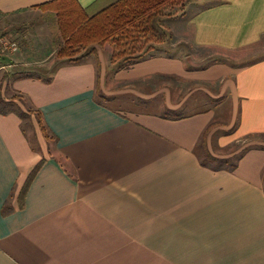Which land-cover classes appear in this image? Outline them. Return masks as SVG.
I'll list each match as a JSON object with an SVG mask.
<instances>
[{
	"label": "crops",
	"instance_id": "1",
	"mask_svg": "<svg viewBox=\"0 0 264 264\" xmlns=\"http://www.w3.org/2000/svg\"><path fill=\"white\" fill-rule=\"evenodd\" d=\"M55 1L0 0L1 29L22 28L27 43L50 40V51L16 41L17 52L0 55V102L20 106L0 111V264H264V143L238 146L264 137V54L199 67L167 45L122 67L107 42L68 63L52 47ZM113 1L64 3L83 16ZM207 3L162 28L229 53L264 38V0ZM217 83L228 118L212 107ZM205 150L240 158L233 170H213L201 165Z\"/></svg>",
	"mask_w": 264,
	"mask_h": 264
},
{
	"label": "trees",
	"instance_id": "2",
	"mask_svg": "<svg viewBox=\"0 0 264 264\" xmlns=\"http://www.w3.org/2000/svg\"><path fill=\"white\" fill-rule=\"evenodd\" d=\"M65 1L59 2L58 10L51 15V20H47L48 23L52 21L54 26L52 47L56 59L78 63L96 53L94 46L100 47L111 42L114 47L111 62L119 61L122 67H128L150 54L154 50V43L165 41L167 33L161 24L164 9L174 6L179 0H114L92 14L89 13L91 8L80 11L83 16H79L72 5ZM28 113L36 115L38 127L46 139V129L40 114L31 110ZM18 115L24 118L26 114L18 112ZM211 127L203 133V137ZM239 158L240 154L234 155L232 159H217L205 150L201 165L213 170H233ZM39 166L40 163L33 168L20 189L19 207Z\"/></svg>",
	"mask_w": 264,
	"mask_h": 264
},
{
	"label": "rangeland",
	"instance_id": "3",
	"mask_svg": "<svg viewBox=\"0 0 264 264\" xmlns=\"http://www.w3.org/2000/svg\"><path fill=\"white\" fill-rule=\"evenodd\" d=\"M207 2H208V0H179L177 2V4H175L174 6L166 7L164 9V15L161 18V21H163L162 22L163 27L166 28L165 27L166 23L169 21H174L173 19H178V18L183 17V16L192 15L196 11L203 8L205 5H208L209 3H207ZM33 20L36 23H41L38 17H36ZM38 26L39 25H37V24H32L30 27L31 28H39ZM43 31L45 33L46 30L43 29ZM23 32L25 35L26 31L22 30V28H19L17 30L14 29L13 31H10L8 29L6 31V30L0 28V34H2V35L4 34V35L8 36L10 39H12L15 42L20 41V42H23L24 45L27 46L28 44H32L33 42L38 41L39 45L42 46L41 48L50 51V47H49L50 40H48L47 37L45 39H43L42 41L41 40L32 41V40L28 39V43H27L26 40L23 39L25 37V36H23ZM38 33H40L41 35H45L41 32H38ZM175 38H176V34H174V32L170 31L169 36L167 34V37H166L164 42L153 44L154 50H155V47H158V49H161V48H167V45H168V50H169L170 54L176 52L183 59L186 58V61H188V63L194 64V65L199 66V67H206L207 65H210L213 63L229 64L228 62H232L233 64H235V66H241V65H244L247 62H250L252 60L259 59L260 56H262L264 54V51H263V49H264V38L261 39V42H259V44L255 45L253 48L248 49V50L246 49V50L239 51V52H234V53H229V52L220 51V50L195 48L191 45V42L189 39V34L185 35V41L181 40L182 42L181 41H175ZM163 43H165V44H163ZM111 47H113V46H111ZM53 58L55 59V57H52L51 59H53ZM3 72L4 71L2 70L0 72V75H2ZM218 83L215 85V88H212V87L208 88L212 95L219 96V98L214 102V104H212V107H215V106L223 107L224 109L222 110L221 115H223L222 117H224V118H228L230 115V104H231V102H230V100H228V102H226V101L223 102V100L226 98V94L223 96H220L221 95V89H220L221 87L219 86L217 88V86L219 85ZM22 87H24V85H21V88ZM13 88H14L13 89L14 92H16L18 94H22V92L19 93V91H16V90H19L18 88H20V86H13ZM95 92H96L97 100L99 102L104 103L107 100L105 94H103V92L100 90L99 87L96 88ZM8 95H9V90H7V96ZM22 99H23L22 105L29 107L26 99L24 97ZM24 99H25V101H24ZM7 107H9L10 110L15 111V110H18V107H20V106L18 104H16V105L11 104L10 106H8L5 103L0 102V111L5 110ZM21 129H22L23 133L27 134L29 142L31 144L35 145L36 142H35L32 134L30 133V127H29V123L27 121H25L21 124ZM260 142L264 143V137H251V138H247L245 141L239 142L238 146L242 147L243 145H247V144L248 145H255V144L260 143Z\"/></svg>",
	"mask_w": 264,
	"mask_h": 264
},
{
	"label": "built area",
	"instance_id": "4",
	"mask_svg": "<svg viewBox=\"0 0 264 264\" xmlns=\"http://www.w3.org/2000/svg\"><path fill=\"white\" fill-rule=\"evenodd\" d=\"M18 45L6 35L0 34V55L13 54L17 52Z\"/></svg>",
	"mask_w": 264,
	"mask_h": 264
}]
</instances>
